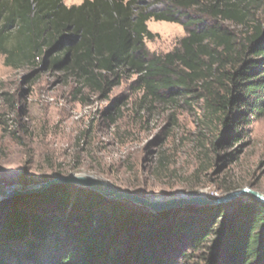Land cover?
Here are the masks:
<instances>
[{
  "label": "trees",
  "instance_id": "trees-1",
  "mask_svg": "<svg viewBox=\"0 0 264 264\" xmlns=\"http://www.w3.org/2000/svg\"><path fill=\"white\" fill-rule=\"evenodd\" d=\"M150 20L185 36L151 52ZM0 55L30 77L62 73L74 94L130 80L143 104L196 97L227 130L264 112V0H0ZM27 204L0 218V264H264V202L252 198L152 213L69 185Z\"/></svg>",
  "mask_w": 264,
  "mask_h": 264
},
{
  "label": "rangeland",
  "instance_id": "rangeland-1",
  "mask_svg": "<svg viewBox=\"0 0 264 264\" xmlns=\"http://www.w3.org/2000/svg\"><path fill=\"white\" fill-rule=\"evenodd\" d=\"M147 26L157 37L146 40V46L156 54L171 51L185 36L177 23L150 20ZM32 71L6 67L0 55V188L85 174L122 191L156 196L155 202L189 199L175 208L215 207L225 204L216 200L242 188L264 194V112L247 130H227L196 97L143 104L129 88L130 80L105 94L86 88L74 94L77 84L62 73L30 77ZM236 131L242 133L236 136ZM35 194L0 199V218L12 206L31 209L27 202ZM239 198L251 196L231 201ZM211 245L202 253H209Z\"/></svg>",
  "mask_w": 264,
  "mask_h": 264
},
{
  "label": "water",
  "instance_id": "water-1",
  "mask_svg": "<svg viewBox=\"0 0 264 264\" xmlns=\"http://www.w3.org/2000/svg\"><path fill=\"white\" fill-rule=\"evenodd\" d=\"M55 50L56 49H52L48 54H53ZM69 185L91 189L111 200L131 201L137 205L145 206L148 210L153 212L169 210L180 205H185L186 203H188L189 200L184 199L185 197L173 196L170 198L163 197V199L165 200L155 202L153 200L156 199V196H141L128 191H122L107 181L85 174L52 178L47 181L40 182L38 184L29 185L27 187H21L20 185H16L12 186L11 188H0V199L6 197H14L26 193H42L46 192L53 186ZM247 193L251 196L253 200L264 202V194H261L257 191H253L249 188H242L240 190L229 192L222 198L216 200V202L226 203L242 194Z\"/></svg>",
  "mask_w": 264,
  "mask_h": 264
}]
</instances>
